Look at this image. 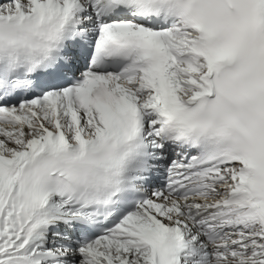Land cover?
I'll return each mask as SVG.
<instances>
[{
	"label": "snow or ice",
	"instance_id": "1",
	"mask_svg": "<svg viewBox=\"0 0 264 264\" xmlns=\"http://www.w3.org/2000/svg\"><path fill=\"white\" fill-rule=\"evenodd\" d=\"M0 264H264V0H0Z\"/></svg>",
	"mask_w": 264,
	"mask_h": 264
}]
</instances>
